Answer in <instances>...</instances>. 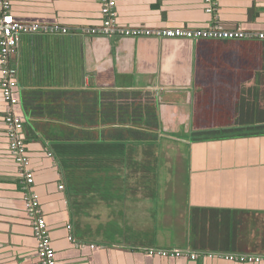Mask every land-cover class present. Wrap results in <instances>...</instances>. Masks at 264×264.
Here are the masks:
<instances>
[{"label": "crops", "instance_id": "crops-1", "mask_svg": "<svg viewBox=\"0 0 264 264\" xmlns=\"http://www.w3.org/2000/svg\"><path fill=\"white\" fill-rule=\"evenodd\" d=\"M216 2V12L208 14L203 0H118L117 18L121 26L152 30L204 29L220 23L229 29L264 31V0ZM11 3L17 22L70 29L67 35L24 36L11 59L19 71L17 112L34 174L31 188L39 196L58 263L252 264L215 255L264 257V135L248 136L254 132L238 128L226 138L222 132L204 142L192 137L193 127L206 128L205 122L218 128L216 123H233L232 108L241 101L246 104L249 97L264 109V42L240 46L221 41L229 47L206 50L197 70L196 46L204 40L86 34L83 29L101 25V0ZM1 80L0 63V264H40L26 190L9 151ZM198 83L205 86L195 88ZM38 89L149 90L160 100V121L183 126L175 129L174 138L165 136L162 128L158 163L112 168L110 178L96 174L93 183L82 181L76 191L32 129L35 122L23 94ZM199 91L208 108L221 109L222 120L211 119L212 111L208 115L196 110L205 107L197 105ZM241 94H246L244 99ZM173 250L187 254L150 255Z\"/></svg>", "mask_w": 264, "mask_h": 264}, {"label": "trees", "instance_id": "trees-1", "mask_svg": "<svg viewBox=\"0 0 264 264\" xmlns=\"http://www.w3.org/2000/svg\"><path fill=\"white\" fill-rule=\"evenodd\" d=\"M220 42L204 40L196 46L197 70L206 50L222 51L225 47L220 44L228 46V43ZM237 43L241 46L252 42ZM195 76L202 78L197 73ZM199 86L204 87L205 84L198 83L195 88ZM200 93L195 94L199 101L197 105L205 107H197L196 110L205 114L208 112V115L212 111L211 119L222 120L218 113L221 109L216 106L208 108V101ZM245 95L241 94V98L244 99ZM255 95L257 99L260 97L258 92ZM218 97L223 98V95ZM249 98L246 104L241 101L232 108L233 123H216L221 126L218 128L205 122L203 125L206 128L193 127V141H208L212 135L221 132L226 134L224 138L230 137L238 128L254 132L248 136L264 135V121L260 122L264 109L254 106ZM23 100L26 111H31L32 122H35L32 123L34 133L49 146L64 179L69 180L76 191L83 185L82 181L93 183L97 176H100L99 179L110 178L112 168L127 163L152 165L159 162L157 156L164 140L160 121L161 103L152 91L68 92L38 89L24 93ZM150 170L153 169L150 167Z\"/></svg>", "mask_w": 264, "mask_h": 264}, {"label": "built area", "instance_id": "built-area-1", "mask_svg": "<svg viewBox=\"0 0 264 264\" xmlns=\"http://www.w3.org/2000/svg\"><path fill=\"white\" fill-rule=\"evenodd\" d=\"M205 11L214 14L217 10L216 0H203ZM118 0H101V25L83 29L90 36L102 38H157V39H182L189 41L212 40L231 42H264V31H246L242 27L235 26L232 29L226 28L220 23L204 29H145L130 28L121 26L117 18ZM11 0H0V63H1V90L7 109L4 118L7 137L9 140V151L19 166L25 191L24 201L26 211L32 221L34 234L38 240V257L40 264H59L56 252L52 247L46 220L42 217V210L39 196L32 191L34 185V174L30 166L31 161L27 154V146L23 133V121L18 115L17 108L20 100L19 71L11 65V59L18 52L21 40L24 36L35 34L67 35L70 29L60 25H27L17 22L11 14ZM51 156V155H50ZM64 187H60L63 189ZM185 253L182 250L173 251H150V255L162 257H182ZM213 257L214 255H209ZM218 258H226L241 263H263L262 256H228L215 255ZM195 260L197 254H190Z\"/></svg>", "mask_w": 264, "mask_h": 264}, {"label": "rangeland", "instance_id": "rangeland-1", "mask_svg": "<svg viewBox=\"0 0 264 264\" xmlns=\"http://www.w3.org/2000/svg\"><path fill=\"white\" fill-rule=\"evenodd\" d=\"M161 124H162V128H163V133L165 134V136H166V134H168V136H170L171 138H174V136H175V129L176 128H179L180 126H183V124H173V125H170V124H168L167 122H161ZM182 133H184V131L182 132ZM180 135H184V134H181L180 133ZM187 134H185L184 136H186ZM187 157L188 156H186V160L185 159H183L182 160V164H185V163H187ZM178 180H179V182H185V177H183V176H181V175H179V177H178ZM181 184L182 186L184 185V184Z\"/></svg>", "mask_w": 264, "mask_h": 264}]
</instances>
